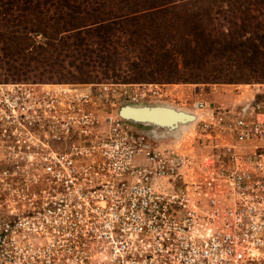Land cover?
<instances>
[{"label": "built area", "instance_id": "1", "mask_svg": "<svg viewBox=\"0 0 264 264\" xmlns=\"http://www.w3.org/2000/svg\"><path fill=\"white\" fill-rule=\"evenodd\" d=\"M119 86L0 83V264H264V84L175 140Z\"/></svg>", "mask_w": 264, "mask_h": 264}, {"label": "rangeland", "instance_id": "2", "mask_svg": "<svg viewBox=\"0 0 264 264\" xmlns=\"http://www.w3.org/2000/svg\"><path fill=\"white\" fill-rule=\"evenodd\" d=\"M8 1L0 0V83L120 85L117 89L127 94L123 104L173 110L161 113L174 118L166 122L170 126L195 100L230 109L264 84V52L263 59L250 53L264 35V17L247 10L252 0H163L164 8L147 12L138 10L148 0H104L105 19L119 17L107 27L118 41V72L80 64L67 48L75 39L63 40L64 33L51 29L42 36L39 20L21 17L22 3L9 7ZM43 37L52 47L45 48ZM85 39L97 42L91 32ZM131 91L144 97L131 102Z\"/></svg>", "mask_w": 264, "mask_h": 264}, {"label": "trees", "instance_id": "3", "mask_svg": "<svg viewBox=\"0 0 264 264\" xmlns=\"http://www.w3.org/2000/svg\"><path fill=\"white\" fill-rule=\"evenodd\" d=\"M18 0H9L7 5L9 7L15 6ZM22 3L20 12L23 18L35 17L41 23V35L47 34L48 30H52V34L64 33L63 40L75 39L68 50L75 55L80 64L89 66L90 64H97L107 71L118 72L121 69L119 64L120 50L118 47L117 37L107 27L114 25L113 19H105L103 9L104 0H19ZM145 2V1H144ZM148 5H151L148 7ZM154 5V6H152ZM167 2L163 0H148L145 2L143 8L138 11L147 12L149 10H159L164 8ZM252 6L248 11L256 13L258 16L264 17V0L249 3ZM145 7V8H144ZM138 11H136L138 13ZM133 15L132 12L129 14ZM17 16H15L16 19ZM127 15L123 16V19ZM94 33L97 39L95 43H88L85 37L89 33ZM77 37L80 40L77 41ZM262 43L252 47L250 51L254 58L263 59L259 54L264 52V35L262 36ZM46 38V37H43ZM43 44L45 48L52 47L49 43L52 40L45 39ZM62 40V37L59 38ZM53 44V43H51ZM152 54V53H151ZM119 58V59H118ZM264 66V64L262 65ZM99 84V83H96Z\"/></svg>", "mask_w": 264, "mask_h": 264}, {"label": "water", "instance_id": "4", "mask_svg": "<svg viewBox=\"0 0 264 264\" xmlns=\"http://www.w3.org/2000/svg\"><path fill=\"white\" fill-rule=\"evenodd\" d=\"M142 110L145 111L149 110L151 112L154 111L156 112L157 110L163 113L165 111V112H169V114L172 113L173 110L169 108H162V107L142 105V104L140 105L125 104L118 111V115L127 125H129L134 129L145 130L155 135L161 140L178 139L179 135L186 132L195 123L197 119L196 117L197 115L194 114L193 112L187 110H180L179 112H177V114L181 117V120L177 122L178 123L177 125L170 126L167 123L160 124L158 122H153V121L152 122L141 121L135 119L133 115H131L133 114L134 111H142ZM182 127L183 130L179 129Z\"/></svg>", "mask_w": 264, "mask_h": 264}, {"label": "bare ground", "instance_id": "5", "mask_svg": "<svg viewBox=\"0 0 264 264\" xmlns=\"http://www.w3.org/2000/svg\"><path fill=\"white\" fill-rule=\"evenodd\" d=\"M162 112H159V111H154V112H142V111H136V112H133V115L134 117L136 118H140V120H147V121H150V122H158L160 124H163V123H166L167 121H174L172 118H170V116L168 117L167 115H170V114H161Z\"/></svg>", "mask_w": 264, "mask_h": 264}]
</instances>
